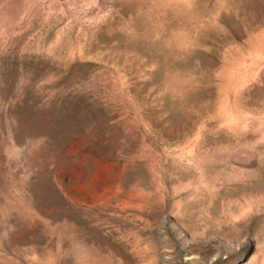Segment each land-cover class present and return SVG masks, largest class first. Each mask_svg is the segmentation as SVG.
I'll list each match as a JSON object with an SVG mask.
<instances>
[{"label": "rangeland", "instance_id": "obj_1", "mask_svg": "<svg viewBox=\"0 0 264 264\" xmlns=\"http://www.w3.org/2000/svg\"><path fill=\"white\" fill-rule=\"evenodd\" d=\"M0 264H264V0H0Z\"/></svg>", "mask_w": 264, "mask_h": 264}]
</instances>
